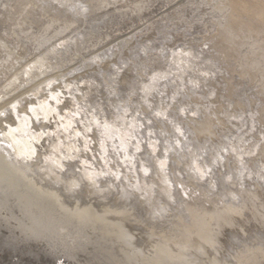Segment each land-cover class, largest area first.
<instances>
[{"label":"bare ground","instance_id":"6f19581e","mask_svg":"<svg viewBox=\"0 0 264 264\" xmlns=\"http://www.w3.org/2000/svg\"><path fill=\"white\" fill-rule=\"evenodd\" d=\"M49 1L0 0V114L14 113L13 121L0 134V224L30 239L56 234L64 240L68 233H60L58 227L63 230L65 222H77L83 231L81 245L91 256L82 262L66 251L76 264H190L196 259L202 264H264V136L255 140L250 135L255 124L251 119L256 113L247 120L243 112L250 110L249 105L239 109L226 97L215 103L208 101L203 107L205 118L201 125H195L203 133L174 156L172 166L168 161L170 142L166 141L163 151L152 154L158 145L150 141V149L135 159L136 148H130L135 118L126 120L127 116L115 109L107 116L98 110L88 115L90 119L83 126L87 132L93 125L98 127L101 142L97 152L104 154V165L96 166L85 156L80 169H76L75 164H66L64 159L79 156L78 140L59 139L37 124L53 114L54 105L42 95L35 101L31 95L27 97L29 93L45 91L54 78V66L66 63L57 57L56 41L62 32L77 25L74 10L80 12L87 7L88 11L90 7L92 15H99L102 8L114 5L123 14L124 23L130 25L151 15L156 6L173 0L52 1L63 4L64 9ZM221 3L229 14L223 24L219 23L218 47L237 43L239 33L245 37L264 36V0ZM81 38L72 35L71 40ZM249 44L252 51L264 50V44ZM151 84L141 83L139 88L146 92ZM50 96L51 100L57 98L58 90ZM22 100L29 103L22 106L21 109L28 108L24 112L15 106ZM262 104L256 105L260 108ZM257 107L254 110L259 112ZM160 112L165 114L161 108ZM181 123H171L175 133L181 131ZM86 135L82 137L86 139ZM110 145L121 150L122 163L105 157ZM239 185L249 192L246 194ZM197 189L203 198L185 197ZM249 193L253 194L251 201ZM204 197H209V207L202 204ZM219 200L222 206H218ZM253 219L258 222L253 223Z\"/></svg>","mask_w":264,"mask_h":264},{"label":"rangeland","instance_id":"374dc122","mask_svg":"<svg viewBox=\"0 0 264 264\" xmlns=\"http://www.w3.org/2000/svg\"><path fill=\"white\" fill-rule=\"evenodd\" d=\"M52 1L50 0L49 3L58 5L56 7L60 9L61 5L57 1ZM84 2L81 5H86ZM86 8L83 7L80 12L74 10L78 16L77 25H73L76 29L73 26L70 27L72 30L68 28L56 41L59 50L57 57L64 59L63 62H66L64 66H54L52 69L55 73L54 78L45 91L41 90L42 94L33 92L27 94V97L31 95L34 101L37 97L40 99L41 95L45 100L48 97L49 104L54 105L53 116L50 115L45 122H43L45 119H41L37 124L39 123L51 134L58 135L59 139L78 140L81 152L79 156L65 158L64 162H68L66 164H75L76 169H80L78 166L82 165L81 160L87 156L94 165H104L102 157L104 154L98 155L100 153L97 152L100 151L101 142L98 127L95 128L93 125V128L87 129V132L83 126V122L98 110L107 116L115 109L117 113L120 111V114L127 116L126 120L135 118V134L133 138L131 137L130 143V148H136L135 159L145 155V151L150 149V141L157 142L158 145L157 150L152 151V154L163 151L161 148L166 141L170 142L169 166H172L174 156L180 155L188 147L187 144L199 139L197 135L203 133L202 130H197L195 125H201V121L205 118L206 111L203 107L208 101L215 103L226 97L239 109L244 110L249 105L250 110L246 108L247 111L243 112L245 117L252 118V113H256L254 119H251L255 124L250 135L252 133V137H256L255 140L264 136L262 133L264 132V50L252 51L249 44L256 42L257 45H263L264 36L245 33L248 35L245 37L243 33H239L240 36L235 37L237 43L226 44L228 45L226 48L218 47L221 31L219 23L223 24L229 14L222 7L221 0H173L167 5L156 6L151 15L130 25L124 23L123 14L114 5L102 8L99 15H92L91 8L89 7L88 11ZM61 9H64L63 4ZM115 20L117 23L114 22ZM72 35L81 36V41L71 40ZM90 37L95 38L89 39ZM239 38H241L240 42ZM86 45H88L87 49ZM61 49L63 50L60 51ZM141 83L149 85L152 83L151 85L154 86L145 92L139 88ZM65 87L67 90L71 89L69 90L71 92L69 93ZM57 90V98L51 100L53 97L50 94ZM63 94L65 95L62 97ZM195 102L200 103L194 105ZM256 104L259 106L262 104L261 109ZM28 105L26 100H22L15 106L24 112L28 108L21 109L22 106ZM256 107L259 112L254 110ZM160 108L165 114L160 112ZM106 110L108 113L105 112ZM1 117L6 118L0 119V134L3 135L4 127L13 121L14 113L3 111ZM175 120L182 122L181 131L178 133L172 130L171 123ZM256 120L261 124L258 125ZM245 126L248 128V125ZM80 130L82 133L76 134ZM255 132L263 135L260 133L257 135ZM83 133L87 134L86 139L82 137L85 136ZM173 133L179 136V139L173 136ZM250 141L252 142L253 139ZM138 142L140 147L137 146ZM261 142H264V139ZM119 151L121 150L110 145V150L106 153L109 155L105 154V157L110 158L113 163L114 161L122 163ZM71 161L72 163H69ZM122 166L126 167L124 163ZM176 187L180 189V183H177ZM238 187L243 188L246 194L249 192L242 185ZM248 195V199L253 200V194ZM192 196L185 197L189 200L198 196L203 198L199 189ZM208 199L209 197L206 199L204 197L202 201L204 206L211 205ZM222 205L223 202L219 200L218 206ZM252 222L258 221L253 219ZM9 229L6 224L3 226L0 224L2 264H76L74 259L65 254L66 251H70L82 262L91 256L81 245L83 231L77 222H65L63 230L58 227L60 233H68L64 240L56 234H52L50 238L34 240L19 231L12 232ZM66 244L71 250L65 246ZM55 251L57 253L54 257L52 254ZM183 258L187 260L186 257ZM190 264L202 263L200 259H196Z\"/></svg>","mask_w":264,"mask_h":264}]
</instances>
